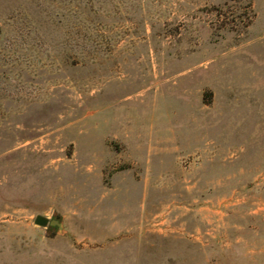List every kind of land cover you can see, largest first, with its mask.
I'll return each mask as SVG.
<instances>
[{
	"label": "rangeland",
	"instance_id": "1",
	"mask_svg": "<svg viewBox=\"0 0 264 264\" xmlns=\"http://www.w3.org/2000/svg\"><path fill=\"white\" fill-rule=\"evenodd\" d=\"M0 264H264V0H0Z\"/></svg>",
	"mask_w": 264,
	"mask_h": 264
},
{
	"label": "water",
	"instance_id": "2",
	"mask_svg": "<svg viewBox=\"0 0 264 264\" xmlns=\"http://www.w3.org/2000/svg\"><path fill=\"white\" fill-rule=\"evenodd\" d=\"M34 223L43 227L45 226H57L58 228L61 227V223L57 219H49L40 214L35 216Z\"/></svg>",
	"mask_w": 264,
	"mask_h": 264
}]
</instances>
